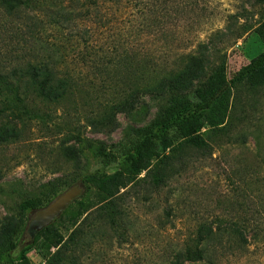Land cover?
Returning a JSON list of instances; mask_svg holds the SVG:
<instances>
[{
    "label": "rangeland",
    "instance_id": "rangeland-1",
    "mask_svg": "<svg viewBox=\"0 0 264 264\" xmlns=\"http://www.w3.org/2000/svg\"><path fill=\"white\" fill-rule=\"evenodd\" d=\"M106 2H99L106 27L95 25L93 39L84 35L88 30L82 31L83 41L92 42L93 54L119 43L149 54L162 67L174 68L171 77H164L166 72L159 77L171 78L189 98L209 69L229 79L264 51L255 33L264 24V0ZM151 4L158 6L153 13L144 10ZM17 19L0 12V67L26 61L39 42H58L54 27L46 24L31 36L21 31ZM73 34L63 32L69 39L68 69L76 74L77 57L87 44L81 42L78 50L68 47ZM80 71L90 78L94 69ZM120 93V88L109 90L81 100L76 108L59 107L45 125L36 121L17 125L14 144L0 147V251L10 242L19 241L21 247L30 242L27 229L39 211L22 217L18 204L45 197L51 183L60 195L74 186L82 189L81 198L50 225L48 242L38 239L51 253L58 236L66 240L75 224L99 207L97 192L87 190L80 177L97 170L112 173L116 163L105 166L99 152L119 155L133 130L148 125L165 105L162 94L142 86L125 100ZM254 99H246L252 103L249 118L237 123L231 139L210 143L208 153L192 152L184 166L172 162L173 170L158 189L141 172L134 191L116 202L115 219L94 217L84 224L76 244L66 247L64 264H172L174 250L206 221L209 229L224 236L211 264H264V88ZM169 137L172 148L179 137L175 132ZM26 256L30 264H45L35 250Z\"/></svg>",
    "mask_w": 264,
    "mask_h": 264
},
{
    "label": "trees",
    "instance_id": "trees-1",
    "mask_svg": "<svg viewBox=\"0 0 264 264\" xmlns=\"http://www.w3.org/2000/svg\"><path fill=\"white\" fill-rule=\"evenodd\" d=\"M120 1L107 0L112 4ZM99 2L0 0V12L11 20L18 18L21 31L34 36L39 27L45 29L47 24L60 35L54 44L39 42L40 47L29 52L32 56L21 64H10L6 60L8 66L0 67V147L10 148L14 144L18 137L17 125L33 121L45 125L54 110L64 106L76 108L81 100H87L93 94H106L109 90L120 88V96L125 100L130 98L137 86H142L147 92L162 94L165 105L148 125L133 130L134 134L119 155L99 152L98 156L105 166L116 163L112 173L97 170L80 177L87 190L97 192L99 207L88 213L80 224H75L66 240L57 237L52 244L56 249L54 253L38 242L39 238L48 242L49 226L22 247L19 241L10 242L0 251V264H30L26 254L31 250H35L45 264H64L66 247L76 244L83 235L84 224L94 217L115 219L116 202L130 189L134 191L140 183L141 172H146L149 184L158 189L173 170L170 166L172 162L184 166V158L192 152L208 153L210 143L231 139L236 125L249 118L252 103L246 99L259 97L264 88V51L229 79L209 69L208 77L196 85L193 98L183 95L179 84L172 82L171 78L159 77L163 72H166L164 77H171L174 68L162 67L149 54H139L124 43L112 47L105 45L101 48L102 54H93L92 42L89 45L83 41L82 31L88 30L84 35L93 39L97 35V29L93 28L95 25L106 27V22H102ZM146 6L149 9L144 10L150 13L158 9L156 4ZM42 19L46 20L43 22ZM64 30L75 32L71 37L72 46L68 47L78 50L81 42L87 44L86 51L79 53L76 65L80 70L93 68L90 78L79 69L76 74L68 69L69 39L63 35ZM255 33L264 46V24L257 27ZM205 128L207 131L202 134ZM171 132L179 137L178 144L172 148ZM168 148L169 152L162 153ZM60 194L58 186L51 183L45 197L21 201L18 211L22 217L41 211L45 203ZM209 227V221L198 224L181 249L172 253V264H211L217 258L216 247L222 243L224 236Z\"/></svg>",
    "mask_w": 264,
    "mask_h": 264
},
{
    "label": "water",
    "instance_id": "water-1",
    "mask_svg": "<svg viewBox=\"0 0 264 264\" xmlns=\"http://www.w3.org/2000/svg\"><path fill=\"white\" fill-rule=\"evenodd\" d=\"M81 196L82 189L79 186H74L57 197L47 208L37 212L27 229L30 240H34L39 232L53 224L67 206L81 198Z\"/></svg>",
    "mask_w": 264,
    "mask_h": 264
}]
</instances>
